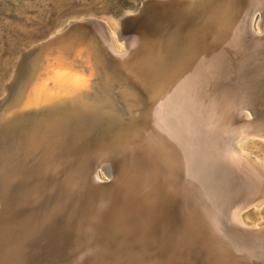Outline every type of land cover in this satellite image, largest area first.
Segmentation results:
<instances>
[{
  "label": "bare ground",
  "instance_id": "obj_1",
  "mask_svg": "<svg viewBox=\"0 0 264 264\" xmlns=\"http://www.w3.org/2000/svg\"><path fill=\"white\" fill-rule=\"evenodd\" d=\"M147 1L9 61L0 264H264V0Z\"/></svg>",
  "mask_w": 264,
  "mask_h": 264
},
{
  "label": "rangeland",
  "instance_id": "obj_2",
  "mask_svg": "<svg viewBox=\"0 0 264 264\" xmlns=\"http://www.w3.org/2000/svg\"><path fill=\"white\" fill-rule=\"evenodd\" d=\"M109 1V0H108ZM106 0V3H108ZM104 0H41L38 5L31 4L28 11L25 13V19H14V17H3L0 19V76L4 77L5 81L0 80V88H3L4 83L9 80L11 73L8 72L10 62L15 59L18 52L22 50V47L27 45L29 42H34L38 39H45L53 30L54 25L58 22L65 20H70L71 18L86 17L97 20L99 23L105 22L104 18L117 19L120 13L106 12L100 9ZM123 4L124 1H122ZM126 5V4H125ZM133 7L126 5L124 11L131 10ZM123 11V12H124ZM264 13V12H263ZM264 15L258 12L255 14L253 19V30L256 32L261 28H264ZM261 19V21H260ZM263 21V22H262ZM260 27H259V25ZM138 26V25H137ZM134 25L133 33L136 34V27ZM105 34H102V42L105 41ZM105 43V42H104ZM10 61V62H9ZM15 64V62H14ZM11 65V64H10ZM14 68V65H13ZM0 92V97H1ZM236 148L244 146L247 151L241 152L244 158L246 157L252 161L256 166H260V171L254 170L248 165L254 175H259L262 172L264 177V137H246L245 140L242 139L241 142H234ZM255 146H253V145ZM257 147V148H256ZM256 149V150H255ZM260 151V152H259ZM246 152L247 154H244ZM247 160V159H246ZM261 160V163H259ZM98 175L104 177L103 169H96ZM101 176V177H102ZM254 206H247L242 211H240V218L245 223L250 224L256 219H260L262 224L260 228L264 227V220L262 219V213H254ZM233 210V209H232ZM230 210V211H232ZM264 218V217H263Z\"/></svg>",
  "mask_w": 264,
  "mask_h": 264
},
{
  "label": "water",
  "instance_id": "obj_3",
  "mask_svg": "<svg viewBox=\"0 0 264 264\" xmlns=\"http://www.w3.org/2000/svg\"><path fill=\"white\" fill-rule=\"evenodd\" d=\"M40 1L41 0H0V19L3 17H14V19H20V20L25 19L26 18L25 13L28 11V8L30 7V5L31 4L38 5ZM122 1H124L126 5L132 6L133 8L131 10L124 11L126 8V5L123 4ZM151 1L160 2L162 0H151ZM146 2L148 1L147 0H109L108 3H106V0H104V2H102V5H100V9L106 12L120 13L117 19H119V22H122V21H128L132 18L137 17L145 8ZM76 22L77 23H84V22L90 23L91 22L94 26L100 24L95 19H81L79 21L70 22V24H67L66 27L59 33H56L55 35L48 37L44 39L43 41L38 42L35 45H32L26 48L25 50H23L21 54H19L16 62L21 60L23 57V54H25L28 50L42 46L50 42L54 38L64 34L71 27V25ZM12 76L13 74L7 81L5 88L7 87ZM5 97H6V90L0 97V101L4 100Z\"/></svg>",
  "mask_w": 264,
  "mask_h": 264
}]
</instances>
